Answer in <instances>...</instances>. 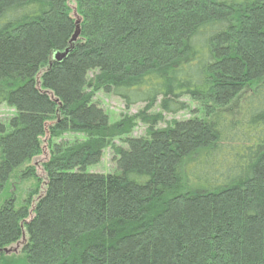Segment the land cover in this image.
Listing matches in <instances>:
<instances>
[{
	"label": "trees",
	"instance_id": "trees-1",
	"mask_svg": "<svg viewBox=\"0 0 264 264\" xmlns=\"http://www.w3.org/2000/svg\"><path fill=\"white\" fill-rule=\"evenodd\" d=\"M101 90L144 109L112 123ZM185 99L205 117L159 128ZM3 104L0 195L49 158L0 207V264H264V0H0Z\"/></svg>",
	"mask_w": 264,
	"mask_h": 264
},
{
	"label": "rangeland",
	"instance_id": "rangeland-1",
	"mask_svg": "<svg viewBox=\"0 0 264 264\" xmlns=\"http://www.w3.org/2000/svg\"><path fill=\"white\" fill-rule=\"evenodd\" d=\"M93 75L94 74H91V76ZM244 96L245 94L239 99H237L234 105H232V111L230 112L235 115L239 113L242 106V99L244 98ZM95 101L109 116V119L112 123H116L124 115H136L138 112L143 110L145 106L144 104H137L129 108L126 106L125 102L121 98L116 97L110 94L109 92L103 90L96 92ZM185 101L189 106L187 110L176 115L165 114L164 121L160 123L158 127L164 128L173 120L183 121L193 117H205L204 112L202 111L201 102H194L189 99H185ZM158 110L159 106L156 107L152 113H157L159 112ZM15 114V108L10 107L7 104H3L0 106V153L3 147L5 146V137L6 134L11 130L10 121ZM146 132L147 126L142 123H139L129 136H123L121 138L115 139L114 144L122 148H127V141H129L131 138H139L145 136ZM79 139H82V136L76 134L64 135L62 138L54 141V149L59 150L60 148H62V146L68 143H72ZM48 158L49 151L48 148H45L44 154L32 162V165H35L37 169L36 176H32L26 179H20L21 174L26 170L29 165L23 166L15 170V172L11 176L8 186L0 195V207L13 195L17 197V200L19 202L25 200L28 192L39 183L38 179H41L42 182L44 181V171L42 169V164L43 162L47 161ZM116 170V156L112 148L109 147L104 151L100 163L97 165L90 166L87 169V172L93 174L108 175L114 173ZM44 187L45 185L42 184V188ZM14 255L20 256V253Z\"/></svg>",
	"mask_w": 264,
	"mask_h": 264
},
{
	"label": "water",
	"instance_id": "water-1",
	"mask_svg": "<svg viewBox=\"0 0 264 264\" xmlns=\"http://www.w3.org/2000/svg\"><path fill=\"white\" fill-rule=\"evenodd\" d=\"M80 23H81V20L78 18V20H77V25H78L77 32H76L75 36L73 37L71 44L75 43L77 41L79 35H80V30H79V24ZM68 53H69V49H67L63 53H60V52L55 53L53 58L55 61H62L63 59H65L67 57ZM21 246H22V244H17L16 247L7 248V249L0 251V254L3 253L7 256H10L12 254H19L21 251Z\"/></svg>",
	"mask_w": 264,
	"mask_h": 264
}]
</instances>
